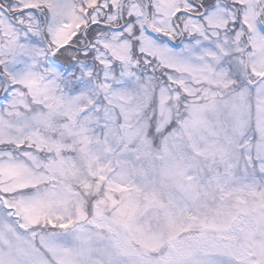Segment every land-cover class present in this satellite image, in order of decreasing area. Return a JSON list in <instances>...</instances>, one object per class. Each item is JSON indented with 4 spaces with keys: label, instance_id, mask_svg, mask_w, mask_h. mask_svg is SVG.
<instances>
[{
    "label": "snow or ice",
    "instance_id": "6c2138e0",
    "mask_svg": "<svg viewBox=\"0 0 264 264\" xmlns=\"http://www.w3.org/2000/svg\"><path fill=\"white\" fill-rule=\"evenodd\" d=\"M0 264H264V0H0Z\"/></svg>",
    "mask_w": 264,
    "mask_h": 264
}]
</instances>
